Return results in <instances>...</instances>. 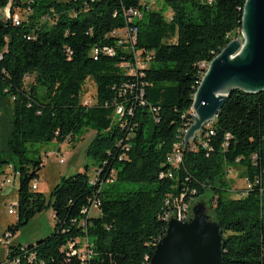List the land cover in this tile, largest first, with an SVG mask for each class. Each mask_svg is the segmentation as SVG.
I'll return each mask as SVG.
<instances>
[{
    "label": "trees",
    "instance_id": "obj_1",
    "mask_svg": "<svg viewBox=\"0 0 264 264\" xmlns=\"http://www.w3.org/2000/svg\"><path fill=\"white\" fill-rule=\"evenodd\" d=\"M245 1L162 0L154 11L140 0H0V174L8 165L18 174V218L7 230L13 236L44 208L55 220L50 236L9 246L0 264H79L67 245L81 238L93 246L95 264H148L165 232L163 202L180 193L207 202L225 238L221 264H264V91L232 92L207 146L195 139L182 149L174 177L160 176L192 122L204 69L241 36ZM6 8L10 18L2 17ZM26 8L31 14L14 25V11ZM130 10L141 19L128 20ZM123 29L136 30L133 44L111 36ZM198 65H205L201 74ZM88 79L96 88L91 106L81 103ZM89 130L94 180L86 172L62 178L46 203L31 190L42 161L29 158V148ZM229 168L249 185L238 198H229ZM116 182L141 187L114 192ZM93 201L99 215L87 218L81 211Z\"/></svg>",
    "mask_w": 264,
    "mask_h": 264
},
{
    "label": "water",
    "instance_id": "obj_2",
    "mask_svg": "<svg viewBox=\"0 0 264 264\" xmlns=\"http://www.w3.org/2000/svg\"><path fill=\"white\" fill-rule=\"evenodd\" d=\"M240 33L210 61L196 88L192 124L183 136L186 148L205 124L214 121L232 92L264 91V0L245 1ZM224 246L223 230L207 202L198 199L184 222H167L148 264H221Z\"/></svg>",
    "mask_w": 264,
    "mask_h": 264
},
{
    "label": "rangeland",
    "instance_id": "obj_3",
    "mask_svg": "<svg viewBox=\"0 0 264 264\" xmlns=\"http://www.w3.org/2000/svg\"><path fill=\"white\" fill-rule=\"evenodd\" d=\"M141 4H145L148 9L157 11L162 6V0H142ZM2 17H5L3 11ZM15 15H18L20 20L27 17L23 10L16 9ZM171 13H165L166 18H170ZM123 34V33H121ZM125 39L127 36L122 35ZM239 37H233L231 40ZM33 81L32 77H26L25 84L29 85ZM96 88L92 80L88 79L84 85L81 97V103L93 105L95 103ZM1 113V112H0ZM0 123V151L5 149L3 128ZM95 132L89 130L87 132L75 134L73 137L66 139L63 143L52 141L50 143L36 144L29 148L28 157L40 158L42 161L41 168L38 171L36 178L37 189L33 192L41 193L44 196L46 203L49 201V196L52 189L61 181L62 178H67L76 173L86 172L87 176L94 180L95 171L98 164L87 156V148L93 139ZM64 160L60 163V160ZM11 175L13 172H9ZM227 179L231 182L229 188V198H238L239 191H245L248 184L241 177V170L229 168L227 170ZM12 183L3 187L0 190V263L6 261L7 250L9 246L27 247L34 245L37 241L50 236L53 232L55 220L51 208H44L22 225L19 230L11 236L8 241L4 238V234L8 231L7 228L17 222L18 211L17 207H13L14 214H9L8 210L17 203L18 190V175L11 176ZM114 192H129L137 190L141 187L138 183H118L111 186ZM95 214V213H94ZM91 242V241H90Z\"/></svg>",
    "mask_w": 264,
    "mask_h": 264
},
{
    "label": "built area",
    "instance_id": "obj_4",
    "mask_svg": "<svg viewBox=\"0 0 264 264\" xmlns=\"http://www.w3.org/2000/svg\"><path fill=\"white\" fill-rule=\"evenodd\" d=\"M209 2H211L212 0H208ZM140 2H142V0H140ZM145 5V4H143ZM5 12V17L6 18H10V13H9V8H6L4 10ZM23 12H25L27 15L31 14V9L30 8H26L23 9ZM126 17L128 18V20L132 19V18H137V19H141V14L138 11H128L126 13ZM20 19L18 17V15H13L12 16V22L14 25H19L20 23ZM123 33V34H121ZM135 33L136 30H134L133 32H130L127 29H123V30H117V31H113L111 33V36L113 37H118L121 39V42H125V43H130L133 44L134 43V39H135ZM122 35L127 36V39H125ZM107 54L112 55L113 52L112 50H104ZM97 53V50H95V54ZM205 65H208V62L205 63ZM205 65H198L199 69H200V74H201V69L205 68ZM121 67L123 69H127L130 73L133 72V67L129 66L128 64H122ZM201 80V79H200ZM86 106H91V105H87V104H83ZM123 109L121 107H118L116 109L115 114L122 116L123 115ZM130 113V111H129ZM190 115L191 117L194 116V112L192 110H190ZM193 119V118H191ZM212 122H209V129H202L199 133L196 134L195 139H197V141L199 143L202 144L203 147L207 146V142L206 140L208 138H210L213 135V131L211 129V124ZM192 124V122L190 123V125ZM189 125V126H190ZM187 130V129H186ZM186 130H183V136L186 132ZM192 140V141H194ZM190 141L189 144L192 142ZM184 148V143H183V137H182V142L178 143L175 145V150L174 152H171L167 157H166V165L170 166V171H168L167 174L161 173L160 176H162V178H169L172 179L174 176L172 174V169H176L177 167H179V165L182 163V149ZM191 148L194 149L195 145H191ZM60 163H63L64 160H60ZM13 172V177H15L16 175H18L15 170L13 169L12 165H8L5 167V169L3 170V172L0 174V190L7 186L10 185L12 183L11 180V174L9 172ZM114 178V177H113ZM110 183L113 182V179L109 181ZM248 184V183H247ZM31 190L35 191L37 189V182L36 180L32 181L31 184ZM249 188V185L247 186L246 189ZM245 189V190H246ZM193 194V193H192ZM196 201L195 198L191 197H186L184 193H180L179 195H168L164 202H163V209L161 213H166V220H164V224L166 227L167 222L171 219L174 218L175 220L179 221V218H189L191 216V206L192 204ZM17 207V203H15L14 205H12V207L8 210L9 214H14V210L13 207ZM99 203L97 201H93L92 204L89 207L83 208L81 213L85 216V217H91V216H98L99 215ZM95 213V214H94ZM82 226H85V222L81 223ZM164 235V234H163ZM11 233L10 232H6L4 234V238L8 241V239L11 237ZM67 250L68 253L67 255L69 257H75L78 260L79 264H95L94 260L96 258V253L93 249V246L88 242L87 238H81V239H77L74 240L72 242H69L67 245ZM146 260H149L146 257ZM18 260L14 259L13 261L9 262L8 264H17Z\"/></svg>",
    "mask_w": 264,
    "mask_h": 264
},
{
    "label": "bare ground",
    "instance_id": "obj_5",
    "mask_svg": "<svg viewBox=\"0 0 264 264\" xmlns=\"http://www.w3.org/2000/svg\"><path fill=\"white\" fill-rule=\"evenodd\" d=\"M209 66V65H208ZM208 66L204 69L205 71L208 69ZM205 73V72H204ZM203 77V76H202ZM209 125V123H207V124H205L204 125V128L206 127V126H208ZM203 128V129H204ZM187 218H179V222H184L185 220H186Z\"/></svg>",
    "mask_w": 264,
    "mask_h": 264
}]
</instances>
